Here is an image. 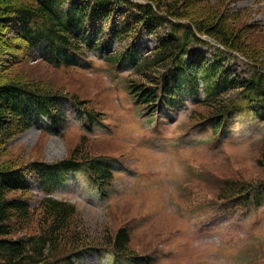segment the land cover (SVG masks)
<instances>
[{"label":"rangeland","instance_id":"1","mask_svg":"<svg viewBox=\"0 0 264 264\" xmlns=\"http://www.w3.org/2000/svg\"><path fill=\"white\" fill-rule=\"evenodd\" d=\"M161 1L182 7L186 17L196 20L225 16V32L240 39L239 70L249 75L257 65L264 68V0ZM12 29L5 32L10 38L9 43L4 38L8 57L0 59V73L73 97L103 125L87 126L77 111L67 125L64 118L56 122L45 118L2 142L0 163L23 168L32 162L53 164L73 158L79 148L84 152L79 158L104 156L120 160H115L119 170L123 162L127 167V174L115 175L106 198L96 195L81 174L68 180L69 188L55 187L50 198L75 206L69 233L80 235L83 242L78 245H110L106 240L126 229L129 251L147 257L148 264H264V203L255 207L257 199L249 198V193L261 189L259 184L264 186L263 127L250 118L248 123L237 118L223 137H214L207 118L215 110L207 106L210 101L204 106L189 100L181 110L146 120L128 91L129 82L152 85L140 75L121 70L116 77L110 61L96 55L88 56L82 68L47 64L45 55L32 56L17 47ZM143 38L142 49L156 44L154 38ZM117 48L115 44L107 49ZM65 107L68 113L72 110L66 101L59 107L60 115H65ZM27 180L33 191L23 199L32 204L34 217L15 238L42 232L43 186L31 175ZM76 245L62 244L51 260ZM86 258L89 264L108 262L106 255L95 252Z\"/></svg>","mask_w":264,"mask_h":264},{"label":"trees","instance_id":"2","mask_svg":"<svg viewBox=\"0 0 264 264\" xmlns=\"http://www.w3.org/2000/svg\"><path fill=\"white\" fill-rule=\"evenodd\" d=\"M140 1H145L146 4L129 0H33V2L0 0V59L8 57L5 45L6 41L9 43L10 38L5 36V32L12 26L17 29L12 36V39L19 40L17 47L21 46L29 53L42 45L45 51L43 61L56 67L64 65L76 68L87 58V52L98 50L105 43L110 45L111 41L123 44L124 41L127 43V40L133 39L130 45H122L119 52L109 61L123 65L131 64L134 72L140 75L143 81L152 84L149 86L133 83L131 88L140 96L142 104H149V108L154 109L157 104L175 106L178 102L181 104L184 99L183 93L191 84L189 82L191 73L190 77L185 76L178 69V61L180 59V63H183L182 57L188 53L189 43L196 39L193 27L198 33L210 36L240 52L239 36L225 32V24L228 22L225 16L215 18L217 20L213 21L196 20L186 17L182 7H168L166 2L161 0ZM133 11L136 13L128 17V13ZM171 19L185 20L187 24L181 25L172 22ZM166 24L172 26L171 31L166 33L146 58L137 60L139 49L134 42L141 38L143 32L155 36ZM216 62L220 65L222 60L218 58ZM257 67L253 78L257 83L241 79L237 72L225 77L227 73L225 66L220 73L223 76L221 88L216 87L218 78L213 80L211 75L202 74L194 80L195 90L199 81H207L205 89L208 99L203 100L200 105L206 106L207 101L211 102L207 106L215 110L207 118L213 122L212 130L217 134L226 127L227 118V125H230L234 118L244 113L251 114L256 121L264 124V68L260 65ZM194 68L196 63L188 70L192 72ZM151 70H155V74ZM11 78L0 73V145L15 133L29 130L45 117L53 122L62 118L65 120L66 114L60 115L59 107L67 99L83 106L73 97L58 95L38 83L20 82ZM211 81L213 87L209 84ZM225 101L226 104H223ZM84 110L86 108L83 106ZM85 114H88L90 122L96 120L88 111ZM81 153L82 151L76 148L72 153L73 158L53 164L32 162L25 168L0 163L2 264H73L69 261L70 257L66 256L68 252L60 258L51 260L62 244L66 246L75 241L78 245L83 242L78 233L70 236V220L76 209L68 202L44 197L40 209L42 210L40 235L20 238H15L14 235L20 234L30 226L34 217L30 211L32 204L23 199L32 191L27 180L29 171L36 169L40 171L39 174L44 177L42 178L44 191L52 192L53 190L48 187L51 182L62 186L69 176L78 172H83L99 191H105L113 179L111 164L101 161L100 156L99 159L79 158L78 155ZM11 193H18V196L11 198ZM117 232L116 239L106 240V244H110L106 246L129 252L130 238L127 232L125 229ZM90 246L92 245H78Z\"/></svg>","mask_w":264,"mask_h":264},{"label":"bare ground","instance_id":"3","mask_svg":"<svg viewBox=\"0 0 264 264\" xmlns=\"http://www.w3.org/2000/svg\"><path fill=\"white\" fill-rule=\"evenodd\" d=\"M46 118V117H45ZM45 118H43V119H45ZM43 119L40 121V122H42L43 121ZM48 119V118H47ZM39 124V123H38Z\"/></svg>","mask_w":264,"mask_h":264}]
</instances>
